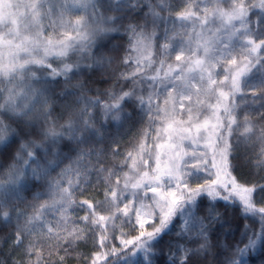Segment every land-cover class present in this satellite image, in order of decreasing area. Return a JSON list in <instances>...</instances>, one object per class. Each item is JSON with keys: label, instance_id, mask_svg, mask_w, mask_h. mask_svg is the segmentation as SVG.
I'll list each match as a JSON object with an SVG mask.
<instances>
[{"label": "snow or ice", "instance_id": "snow-or-ice-1", "mask_svg": "<svg viewBox=\"0 0 264 264\" xmlns=\"http://www.w3.org/2000/svg\"><path fill=\"white\" fill-rule=\"evenodd\" d=\"M257 252L264 0H0V264Z\"/></svg>", "mask_w": 264, "mask_h": 264}, {"label": "trees", "instance_id": "trees-1", "mask_svg": "<svg viewBox=\"0 0 264 264\" xmlns=\"http://www.w3.org/2000/svg\"><path fill=\"white\" fill-rule=\"evenodd\" d=\"M135 131V130H134ZM129 137H126V139H129ZM129 150H131V148H129ZM122 152H124V149L122 148L121 149ZM124 154L126 155L127 153L124 152ZM121 160L123 159V157L120 158ZM114 179V178H113ZM92 196V191L90 190L88 193H86L84 196H81V197H78L79 200H83V199H88ZM84 212L83 210H80L79 211V215H83ZM44 258L47 259L48 258V253L47 251L44 252ZM33 259H35V257H33ZM260 259H261V256H260V253L257 252V253H254L252 254L251 256L248 257V260L250 262V264H260Z\"/></svg>", "mask_w": 264, "mask_h": 264}, {"label": "rangeland", "instance_id": "rangeland-1", "mask_svg": "<svg viewBox=\"0 0 264 264\" xmlns=\"http://www.w3.org/2000/svg\"><path fill=\"white\" fill-rule=\"evenodd\" d=\"M173 59H174V56H173ZM160 102H161V104H162V103H163V100H161ZM129 164H131V161H129Z\"/></svg>", "mask_w": 264, "mask_h": 264}]
</instances>
